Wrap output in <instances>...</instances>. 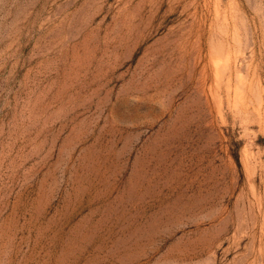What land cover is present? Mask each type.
<instances>
[{"label":"rangeland","instance_id":"1","mask_svg":"<svg viewBox=\"0 0 264 264\" xmlns=\"http://www.w3.org/2000/svg\"><path fill=\"white\" fill-rule=\"evenodd\" d=\"M0 264H264V0H0Z\"/></svg>","mask_w":264,"mask_h":264}]
</instances>
